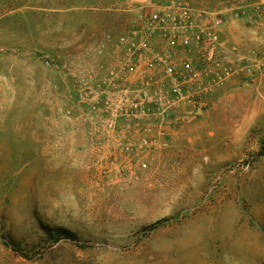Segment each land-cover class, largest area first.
<instances>
[{"label": "rangeland", "instance_id": "1", "mask_svg": "<svg viewBox=\"0 0 264 264\" xmlns=\"http://www.w3.org/2000/svg\"><path fill=\"white\" fill-rule=\"evenodd\" d=\"M176 3L222 19L220 66L260 57L264 0H0V264H264V110L121 77Z\"/></svg>", "mask_w": 264, "mask_h": 264}, {"label": "built area", "instance_id": "2", "mask_svg": "<svg viewBox=\"0 0 264 264\" xmlns=\"http://www.w3.org/2000/svg\"><path fill=\"white\" fill-rule=\"evenodd\" d=\"M222 23L186 3L157 6L135 36L139 53L128 54L120 68L121 77L140 84V110H145L142 104L148 96L164 97L185 110H204L209 92L231 82L235 68H224L218 60Z\"/></svg>", "mask_w": 264, "mask_h": 264}, {"label": "crops", "instance_id": "3", "mask_svg": "<svg viewBox=\"0 0 264 264\" xmlns=\"http://www.w3.org/2000/svg\"><path fill=\"white\" fill-rule=\"evenodd\" d=\"M224 34L227 37V33ZM234 46H226L225 58L229 61L239 60L232 75V82L223 89H214L209 92L207 102L210 103L206 110H264V44L261 43L257 52L260 57L254 54L255 49L245 47L242 38L236 39ZM244 57L249 62L242 60ZM241 60V61H240ZM242 63V64H241ZM251 79V87H241V81ZM205 110V109H204Z\"/></svg>", "mask_w": 264, "mask_h": 264}, {"label": "trees", "instance_id": "4", "mask_svg": "<svg viewBox=\"0 0 264 264\" xmlns=\"http://www.w3.org/2000/svg\"><path fill=\"white\" fill-rule=\"evenodd\" d=\"M68 232H66V234H67Z\"/></svg>", "mask_w": 264, "mask_h": 264}]
</instances>
